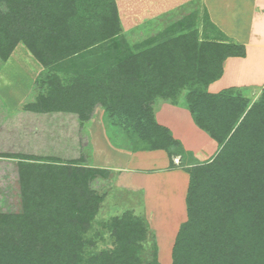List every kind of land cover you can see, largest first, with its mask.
<instances>
[{"label": "trees", "instance_id": "obj_1", "mask_svg": "<svg viewBox=\"0 0 264 264\" xmlns=\"http://www.w3.org/2000/svg\"><path fill=\"white\" fill-rule=\"evenodd\" d=\"M4 1L0 71L20 43L43 71L34 101L12 110L0 96V158L16 166L20 200L0 210V264H161L154 243L144 257L150 228L142 215L100 219L105 197L96 184L113 172L94 164L93 149L73 145L100 107L104 122L166 151L176 167L183 145L159 123L155 104L182 98L219 152L186 169L188 218L172 264H264V88L256 101L238 87L209 91L246 47L212 22L202 0L180 6V18L159 15L157 23L169 21L139 42L123 32L116 0ZM25 115H59L65 125L22 129L15 124Z\"/></svg>", "mask_w": 264, "mask_h": 264}, {"label": "rangeland", "instance_id": "obj_2", "mask_svg": "<svg viewBox=\"0 0 264 264\" xmlns=\"http://www.w3.org/2000/svg\"><path fill=\"white\" fill-rule=\"evenodd\" d=\"M185 1L116 0L123 32L130 41L139 42L164 27L169 21L167 20L165 23L159 21L157 23L159 19H156V17L159 15L172 10L175 12L174 17H177V14L179 18L182 17L183 9L180 6L187 4ZM7 7V3L4 0H0V12H7ZM197 7L203 9L200 4ZM201 11L203 12V10ZM233 68L237 69L236 71L233 70L235 72H241L239 70L244 71L246 69L241 63L234 65ZM247 68L252 70L250 73L255 78H258L256 73L259 78L264 77V65L247 66ZM42 71V65L20 43L12 54L8 66H5L4 71H0V96L10 109H19L24 103L35 100L39 90L37 79H39L38 77L42 74ZM216 88L217 86L213 90H216ZM238 88L251 101H256L262 90L252 87ZM208 89L209 91L211 90L209 87ZM159 102L164 101L159 100L155 104V109ZM180 102L178 106H183L190 117H186L180 110L181 115L176 117L179 116L182 119H175L178 124L174 125L172 134L182 142L184 152L183 155L174 156L173 160L176 167H170L169 164L164 169L165 172L172 174L170 181H168L169 176L168 178H162L163 175L161 173L164 170L160 168H143L147 162L145 159V162L140 165L141 169L129 161V155L135 157V153L144 154L151 151L145 149L148 143L140 140L137 135L133 138L124 129L113 126L110 121L104 122L103 111L100 107L96 108L93 118L86 126L89 132L82 134V136L78 134L77 138L80 141L77 142V138H75L73 145L78 148L86 145V148L93 149L95 157L101 160L102 168L108 166L106 163H113V168L115 166V171H112L116 176L113 186H108L109 182L106 179L105 181L99 180L96 184V188L105 197L100 211V219L108 221L112 217L122 215L128 210L133 211L137 215H142L150 228V232L147 235V246L150 245V247L144 250V257L145 259L152 258L153 250L151 245L154 243L158 248L156 249V254L161 264H172L176 235L181 225L188 218L186 195L190 176L186 169L198 163L211 161L219 152L218 142L195 124L187 106L182 105V103L185 104L184 98ZM159 109H156V114ZM60 117L59 115L53 118L51 116L25 115L19 117L15 125L22 129L28 128L29 130L36 127L35 130H47L50 133V130L56 131V129L65 125V120ZM2 118L4 119L5 117L0 115V135L4 131ZM72 119L74 124L75 120L73 117H68L66 122ZM72 136L74 137V133H72ZM207 139L214 140L216 146L211 154L208 153L209 150H206ZM13 142L19 147L20 142L15 140ZM13 142L11 141L10 143L12 144ZM3 144L2 137H0V150ZM108 144L115 151L113 152L115 153L114 156L110 152L111 149L108 151ZM113 157H115V162H113ZM112 166L108 167L111 168ZM154 172L159 175L156 180H153L150 176ZM19 201L16 166L13 161L0 158V210H15L16 205L19 206L16 202ZM96 228H98L97 224ZM110 244V236L106 235L105 244L102 246L107 248L111 246Z\"/></svg>", "mask_w": 264, "mask_h": 264}, {"label": "crops", "instance_id": "obj_3", "mask_svg": "<svg viewBox=\"0 0 264 264\" xmlns=\"http://www.w3.org/2000/svg\"><path fill=\"white\" fill-rule=\"evenodd\" d=\"M185 2H189V0ZM202 2L207 8L212 22L230 39L246 47L245 57H229L224 62L223 76L210 84V92L217 93L229 87L264 88V77L259 78V75L256 73L258 78H255L253 74L250 73L252 70L247 68V66L264 65V0H202ZM9 60L5 66H8ZM240 63L243 64L246 69L244 71L239 70L241 72H235L237 69L233 68L234 65ZM5 66L2 71H4ZM226 81L227 83H225ZM216 86V90H213ZM158 104L156 109H159V107L160 109L157 111L156 118L161 124L169 127L172 132H174V125L178 124V121L176 122L175 119H182V117H176L177 115H181L179 112L180 110L186 117L189 116L188 113L185 112L183 106L173 105L168 102H159ZM206 143V150H209L208 153L211 154L216 148L214 140L207 139ZM107 147L108 151L111 149L110 152L112 156H114L115 153L113 152L115 151L109 144ZM135 154V157L129 155L128 158L129 161L133 162L139 169H141L140 165L145 161L147 162L143 168L156 167L164 170L170 164L169 157L164 150H154L145 152L144 154ZM93 157L94 164L97 167H101V160L95 157L94 152ZM114 160L115 157H113V162H115ZM112 164L113 163H106L108 166H112ZM108 166L104 168H109ZM109 170L115 171V166L114 168L112 166ZM154 173L150 176L153 180H156L159 178V175L158 173ZM161 174L163 175L162 178H168L169 176L168 181L172 178V174L165 172V170ZM144 176L147 178L146 175ZM115 178V173H112L111 179H108V186H113ZM111 183L112 185H110Z\"/></svg>", "mask_w": 264, "mask_h": 264}]
</instances>
